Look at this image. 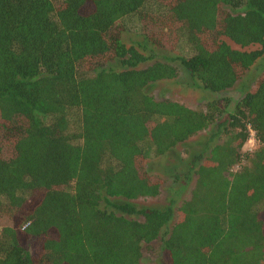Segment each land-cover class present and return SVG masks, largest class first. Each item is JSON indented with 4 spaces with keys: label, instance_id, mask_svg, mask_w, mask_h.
<instances>
[{
    "label": "trees",
    "instance_id": "trees-1",
    "mask_svg": "<svg viewBox=\"0 0 264 264\" xmlns=\"http://www.w3.org/2000/svg\"><path fill=\"white\" fill-rule=\"evenodd\" d=\"M262 57L264 0H0V264H264ZM173 63L213 98L148 94ZM211 127L189 198L133 205L160 192L145 161Z\"/></svg>",
    "mask_w": 264,
    "mask_h": 264
},
{
    "label": "rangeland",
    "instance_id": "rangeland-1",
    "mask_svg": "<svg viewBox=\"0 0 264 264\" xmlns=\"http://www.w3.org/2000/svg\"><path fill=\"white\" fill-rule=\"evenodd\" d=\"M120 39L121 42L126 46L134 42L141 41L140 37L131 33H122ZM226 43L230 46H233L228 41H226ZM249 48L253 49L254 47ZM149 49L153 51L154 54L152 61H163L165 58H172L177 55L175 50H160L151 46ZM149 63L150 61L146 62L145 64L147 65ZM173 65L177 68L176 78L173 80L156 83L146 90L148 94L152 95L157 100L164 98L169 99L189 109L201 108L207 101L213 98V96H211L213 94H206L196 88L187 73L178 65V63H173ZM263 66L264 58L262 57L257 65L245 74V81L242 80V82H245L246 86H252L249 83L255 81L256 76L259 74ZM105 68L118 70L120 65L116 60H112L105 64ZM233 91L230 92L233 93L234 96L235 91ZM213 130L214 128L211 127L204 132H200L184 143L168 151L162 157L145 161L144 165L147 173L161 181L160 192L155 198L138 199L133 201V205L136 207L158 208L166 205L168 200L172 198L175 208L182 201L187 200L189 198V192L193 184V177H191V179L186 182L182 191H176L180 185L183 184V174L187 170V163L189 162L190 158L200 151L203 143L208 138L209 134L213 132ZM249 147L250 145H244L243 151H248ZM173 222L174 220L170 222L169 226H171ZM152 246L156 247V242H154ZM142 261V264H162V260L157 253L147 251H143Z\"/></svg>",
    "mask_w": 264,
    "mask_h": 264
},
{
    "label": "built area",
    "instance_id": "built-area-1",
    "mask_svg": "<svg viewBox=\"0 0 264 264\" xmlns=\"http://www.w3.org/2000/svg\"><path fill=\"white\" fill-rule=\"evenodd\" d=\"M247 131H248L249 137H248V139H247V141H246V144H247V145H250V147H249V149H248V151H249L250 148H252V147L254 146V144H255V140H254L253 133H252V131L250 130L249 127H247Z\"/></svg>",
    "mask_w": 264,
    "mask_h": 264
}]
</instances>
